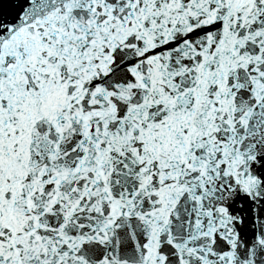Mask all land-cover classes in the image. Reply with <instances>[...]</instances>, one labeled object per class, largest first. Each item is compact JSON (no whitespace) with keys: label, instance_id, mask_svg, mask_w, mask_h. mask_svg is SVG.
<instances>
[{"label":"snow or ice","instance_id":"snow-or-ice-1","mask_svg":"<svg viewBox=\"0 0 264 264\" xmlns=\"http://www.w3.org/2000/svg\"><path fill=\"white\" fill-rule=\"evenodd\" d=\"M0 264H264V0H0Z\"/></svg>","mask_w":264,"mask_h":264}]
</instances>
